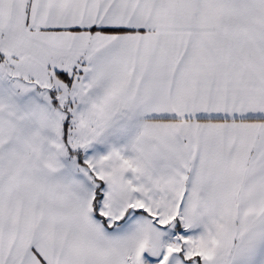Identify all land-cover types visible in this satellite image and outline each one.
<instances>
[{"label":"snow or ice","instance_id":"obj_1","mask_svg":"<svg viewBox=\"0 0 264 264\" xmlns=\"http://www.w3.org/2000/svg\"><path fill=\"white\" fill-rule=\"evenodd\" d=\"M0 264H264V0H0Z\"/></svg>","mask_w":264,"mask_h":264}]
</instances>
